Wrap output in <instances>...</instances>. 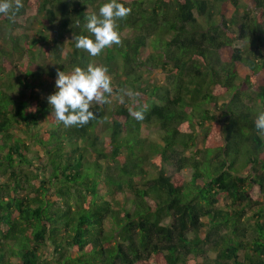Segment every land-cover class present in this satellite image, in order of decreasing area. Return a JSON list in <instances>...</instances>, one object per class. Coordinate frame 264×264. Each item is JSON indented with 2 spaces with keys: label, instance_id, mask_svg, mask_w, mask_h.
Instances as JSON below:
<instances>
[{
  "label": "trees",
  "instance_id": "trees-1",
  "mask_svg": "<svg viewBox=\"0 0 264 264\" xmlns=\"http://www.w3.org/2000/svg\"><path fill=\"white\" fill-rule=\"evenodd\" d=\"M104 2L0 15V264H264V0H118L122 43L91 57L71 40ZM88 63L139 103L66 128L42 76Z\"/></svg>",
  "mask_w": 264,
  "mask_h": 264
},
{
  "label": "clouds",
  "instance_id": "clouds-1",
  "mask_svg": "<svg viewBox=\"0 0 264 264\" xmlns=\"http://www.w3.org/2000/svg\"><path fill=\"white\" fill-rule=\"evenodd\" d=\"M22 7V0H0V15L14 19ZM130 13L131 8L125 7L118 0H106L98 11L84 16V27L91 36L73 34L71 41L76 49L86 51L91 57H98L104 49L122 43L118 21L125 19ZM108 72L106 66L94 63H88L85 68L73 66L70 72L58 69L56 91L47 97L51 118L66 128L83 127L96 119L97 114L91 110L93 103L107 104L110 102L109 97L114 95ZM120 93L122 94L117 95L120 103H124L125 96L139 103V92L121 89ZM130 115L137 121L145 118L142 107L140 110L130 109ZM254 127L258 134L264 135V110L256 114Z\"/></svg>",
  "mask_w": 264,
  "mask_h": 264
},
{
  "label": "rangeland",
  "instance_id": "rangeland-1",
  "mask_svg": "<svg viewBox=\"0 0 264 264\" xmlns=\"http://www.w3.org/2000/svg\"><path fill=\"white\" fill-rule=\"evenodd\" d=\"M263 24H264V20H263ZM124 37H132L133 35H132V32H129V31H127V30H125L124 32H123V34H122ZM37 46H39L38 44H36ZM150 48L149 47H146V48H144V49H142L141 50V56L144 58H146L147 57V55L150 53ZM48 63V65L50 66V67H52L53 66V64L51 63V62H47ZM157 72V71H156ZM42 79L44 80V81H46L47 82V84H49V85H51V84H53V83H55V79H56V77H48V76H45V75H43L42 76ZM43 94V96H45L46 95V93H42ZM42 96V95H41ZM109 100H110V102L113 104V101L115 102H119L118 101V99H117V94L116 93H114V95L113 96H111L110 98H109ZM93 105H96L95 103H93ZM92 105V106H93ZM96 133L98 134V135H100V136H106L107 134H108V132L106 131V132H104L103 131V128H102V125H99L98 126V128H97V130H96ZM142 137H144V138H146V139H148L149 141H153V142H156V143H161L160 142V137H161V131H160V129H159V127L158 126H152V127H143L142 128ZM188 153H186V155H187ZM166 171H165V174L167 175V176H169V175H172V173H173V171H174V169L171 167V166H166ZM149 172L150 173H152V175H156L157 173H158V170H157V167H156V164L154 163V160L151 162V168H149ZM117 199H119L121 202H122V197L121 196H118V198ZM264 201V200H263ZM107 225H108V223H107ZM106 227H108V226H106Z\"/></svg>",
  "mask_w": 264,
  "mask_h": 264
}]
</instances>
